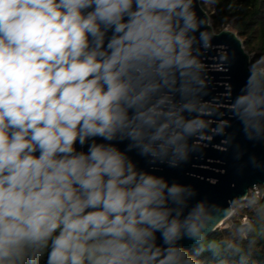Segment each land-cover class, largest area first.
I'll use <instances>...</instances> for the list:
<instances>
[{
    "label": "clouds",
    "instance_id": "obj_1",
    "mask_svg": "<svg viewBox=\"0 0 264 264\" xmlns=\"http://www.w3.org/2000/svg\"><path fill=\"white\" fill-rule=\"evenodd\" d=\"M202 25L192 0H0V264H195L215 210L128 153L174 167L203 135ZM231 110L264 139V65Z\"/></svg>",
    "mask_w": 264,
    "mask_h": 264
},
{
    "label": "water",
    "instance_id": "obj_2",
    "mask_svg": "<svg viewBox=\"0 0 264 264\" xmlns=\"http://www.w3.org/2000/svg\"><path fill=\"white\" fill-rule=\"evenodd\" d=\"M192 3L197 18L203 21L200 32L205 34V43L197 45L195 54L203 66L201 100L207 128L189 141L191 150L177 166L142 157L136 151L128 155L139 169L189 187L195 194L192 204L204 202L215 210L217 219L206 240L229 218L225 213L232 210L234 202H245L250 189L264 186V139H248L231 110L249 76L250 57L234 32H214L200 0ZM126 144H119L121 150ZM180 243L187 251L199 246L188 239Z\"/></svg>",
    "mask_w": 264,
    "mask_h": 264
},
{
    "label": "trees",
    "instance_id": "obj_3",
    "mask_svg": "<svg viewBox=\"0 0 264 264\" xmlns=\"http://www.w3.org/2000/svg\"><path fill=\"white\" fill-rule=\"evenodd\" d=\"M212 1L214 12L208 17L214 32L231 30L250 57V67L257 63L264 65V0ZM258 189L263 194L259 203L264 204V186H258ZM232 211L235 214L225 220L227 227L216 229L202 245L188 251L195 264H264V227L257 224L254 231L241 234L238 231L240 225L252 219L253 212L246 207V201L234 202ZM212 242L217 245L215 251L208 247ZM201 247L203 251H199ZM45 262L46 253L41 257L40 264Z\"/></svg>",
    "mask_w": 264,
    "mask_h": 264
},
{
    "label": "rangeland",
    "instance_id": "obj_4",
    "mask_svg": "<svg viewBox=\"0 0 264 264\" xmlns=\"http://www.w3.org/2000/svg\"><path fill=\"white\" fill-rule=\"evenodd\" d=\"M201 5L203 7V10L207 13V14H213L214 12V5H213V1L212 0H201ZM243 222H245V219H243ZM228 223L226 221L223 222V224L219 227V229L227 227Z\"/></svg>",
    "mask_w": 264,
    "mask_h": 264
},
{
    "label": "built area",
    "instance_id": "obj_5",
    "mask_svg": "<svg viewBox=\"0 0 264 264\" xmlns=\"http://www.w3.org/2000/svg\"><path fill=\"white\" fill-rule=\"evenodd\" d=\"M201 1V0H200ZM249 195H258V198H261L263 196V194L260 192V190L258 189V187H253L252 189L249 190L248 196Z\"/></svg>",
    "mask_w": 264,
    "mask_h": 264
}]
</instances>
